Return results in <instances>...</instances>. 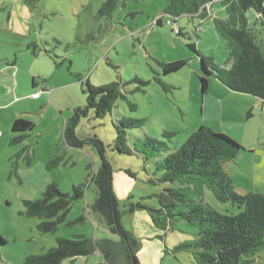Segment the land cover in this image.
Wrapping results in <instances>:
<instances>
[{"label":"rangeland","instance_id":"rangeland-1","mask_svg":"<svg viewBox=\"0 0 264 264\" xmlns=\"http://www.w3.org/2000/svg\"><path fill=\"white\" fill-rule=\"evenodd\" d=\"M105 1L0 0V264H26L29 256L46 254L57 238L84 235L95 241L118 240L90 209L95 189L89 181L98 170V155L90 145L68 147L62 135L74 108L86 103L83 92L87 83L93 87L114 83L123 96L103 119H95L91 113L81 119L76 136L83 140L95 135L104 144L113 168L121 224L137 242L135 257L140 264H195L187 252L173 251L192 236L177 229L160 230L146 211L129 213L128 209L138 202L157 207V195L164 188L180 187L157 182L161 171L156 163L163 162L200 127L224 134L243 148L222 167L233 192L264 195V102L232 92L212 77L206 95L200 92V61L190 45L220 68L231 67L228 43L212 19L199 22L183 16L175 24L168 23L166 20L172 21L165 14L168 0H119L112 12L99 13ZM209 8L213 17L226 19L220 3ZM246 17L254 41L264 53V17L254 11H248ZM160 18L163 23L156 25ZM178 28L180 36L176 35ZM179 60L186 63L182 69L163 74L162 63ZM34 90L47 94L45 109L30 99ZM121 118L142 123L128 131L132 155L113 150V123ZM16 119L34 125L19 143L13 139L21 134L11 132ZM166 132L174 135L168 137ZM148 138L166 144L168 150L160 152V146L154 150L144 144ZM57 158L61 161L52 164ZM83 183L87 185L84 198L72 203L54 234L40 233L37 226L43 220L24 214L23 202L39 199L47 185L71 194L73 186ZM186 196L200 199L222 215L242 211L229 202H219L206 188L200 197L189 190ZM80 216L83 223L67 226ZM98 263L103 258L96 251L61 264ZM253 264H264V252Z\"/></svg>","mask_w":264,"mask_h":264},{"label":"trees","instance_id":"trees-1","mask_svg":"<svg viewBox=\"0 0 264 264\" xmlns=\"http://www.w3.org/2000/svg\"><path fill=\"white\" fill-rule=\"evenodd\" d=\"M24 1L34 3L39 0ZM118 2L106 0L99 13L112 12ZM214 2L220 3L225 9V20L213 17L209 7ZM248 11L264 17V0H168L165 14L172 20H166L168 23L175 24L183 16L199 22L212 19L217 32L228 43L231 60L229 69L220 68L211 57L198 52L195 45L189 46L200 61L202 95H206L208 78L212 77L232 92L250 95L264 102V53L255 43L249 28L246 17ZM162 23L160 18L156 25ZM176 35H182L180 28ZM185 64L183 60L162 63V72L164 75L178 72ZM32 85L35 86L34 83ZM115 86L112 83L104 87H93L87 83L83 92L86 103L74 108L71 117L65 121L62 135L68 147L82 149L84 145H90L98 155V170L89 181L95 189L90 209L99 215L107 230L116 235L118 240L95 241L84 235L74 239L57 238L55 246L46 254L29 256L26 264H61L65 260L88 257L96 251L103 258V263L98 264H140L135 257L137 242L121 224V213L113 190V168L106 157L105 146L95 135L83 140L76 136V127L81 119L87 118L90 113L95 119H103L111 112L117 100L123 98ZM119 120L113 123V150L119 154L132 155L133 151L127 144L128 131L141 127L142 123L132 119ZM33 128L31 122L16 119L11 125V132L21 135L14 138L13 143L24 140ZM165 135L171 137L174 134L166 132ZM143 143L154 150L160 146V152L168 150L166 144L150 138ZM242 149L228 136L200 127L176 151L164 157L163 162L156 163V169L161 171L157 182L178 183L180 187L164 188L157 195V207L138 202L130 204L128 212L144 210L156 228L163 231L177 229L192 236V240L178 244L173 251L187 252L195 264H253L256 256L264 252V195L235 194L230 179L222 169ZM135 153L146 155L138 150ZM59 161L61 158L52 161V164L57 165ZM125 173L133 178L129 171ZM149 182L154 183L151 179ZM86 188V183H83L73 186L71 194H64L56 185L49 184L39 199L23 202L24 214L29 218L43 220L37 226L40 233L54 234L58 225L64 222L72 203L84 198ZM203 188L209 189L219 202H229L242 211L235 216L222 215L200 199L193 201L186 196L189 190L200 197ZM83 222L84 218L80 216L74 222L67 223V226Z\"/></svg>","mask_w":264,"mask_h":264},{"label":"crops","instance_id":"crops-1","mask_svg":"<svg viewBox=\"0 0 264 264\" xmlns=\"http://www.w3.org/2000/svg\"><path fill=\"white\" fill-rule=\"evenodd\" d=\"M219 85H220V84H219ZM35 86H36V85H35ZM35 86H34V87H35ZM32 87H33V86H32ZM40 90L43 91V90H45V89H40ZM38 91H39V90H38ZM38 91H35V90H34V92L32 93V95L35 94V93H37ZM43 92H44V91H43ZM32 95H31V96H32ZM43 95H44V94H41V95L39 96V98H37V99L30 98V99L33 100V101H38V103L40 102V108H41V109H45V108H46L45 103H44V102H45V99H43V98H45V97L47 98V94H46L45 96H43ZM48 98H49V96H48ZM256 99H257V98H256ZM47 100H48V99H47ZM258 100H259V99H258ZM260 101H261V100H260ZM248 115H250V114H248Z\"/></svg>","mask_w":264,"mask_h":264},{"label":"built area","instance_id":"built-area-1","mask_svg":"<svg viewBox=\"0 0 264 264\" xmlns=\"http://www.w3.org/2000/svg\"><path fill=\"white\" fill-rule=\"evenodd\" d=\"M42 92H43V91H42ZM40 94H41V91H39V92L33 94V95H32V98H33V99H37V98H39Z\"/></svg>","mask_w":264,"mask_h":264}]
</instances>
